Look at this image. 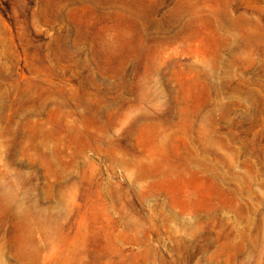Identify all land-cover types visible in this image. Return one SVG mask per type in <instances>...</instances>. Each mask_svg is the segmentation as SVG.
<instances>
[{
    "label": "rangeland",
    "instance_id": "obj_1",
    "mask_svg": "<svg viewBox=\"0 0 264 264\" xmlns=\"http://www.w3.org/2000/svg\"><path fill=\"white\" fill-rule=\"evenodd\" d=\"M0 264H264V0H0Z\"/></svg>",
    "mask_w": 264,
    "mask_h": 264
}]
</instances>
